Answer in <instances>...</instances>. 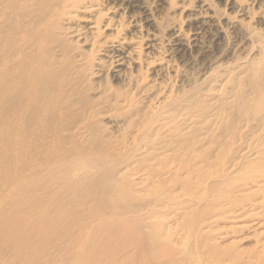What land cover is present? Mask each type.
Here are the masks:
<instances>
[{
	"label": "bare ground",
	"instance_id": "obj_1",
	"mask_svg": "<svg viewBox=\"0 0 264 264\" xmlns=\"http://www.w3.org/2000/svg\"><path fill=\"white\" fill-rule=\"evenodd\" d=\"M196 1L0 0V264H264V0Z\"/></svg>",
	"mask_w": 264,
	"mask_h": 264
},
{
	"label": "rangeland",
	"instance_id": "obj_2",
	"mask_svg": "<svg viewBox=\"0 0 264 264\" xmlns=\"http://www.w3.org/2000/svg\"><path fill=\"white\" fill-rule=\"evenodd\" d=\"M196 5H197V1L196 0H193V5L190 6L189 11H194L195 8H196ZM177 10H179V8ZM147 23H148L147 21H142V22L137 23L136 25L130 24L129 26H127L125 28V30L123 32V36H125V35L128 36V37L131 36L132 35V31L135 30V27L137 28L139 25L142 26V27H144L143 28L144 29V32L147 29H149L150 33H155L156 34V33H159L160 32V30L158 28H156V27H153L151 25H148L147 26ZM164 32H167V29ZM161 36H162V34H161ZM147 40L148 39H145L144 41L146 42ZM99 54H101V53H99ZM113 84H115V85L119 84V79H117V78L114 79Z\"/></svg>",
	"mask_w": 264,
	"mask_h": 264
}]
</instances>
